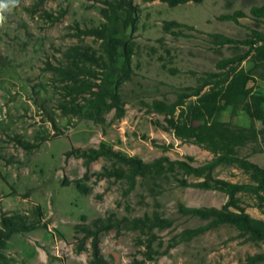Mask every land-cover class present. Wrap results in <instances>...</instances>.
Instances as JSON below:
<instances>
[{"label":"rangeland","instance_id":"obj_1","mask_svg":"<svg viewBox=\"0 0 264 264\" xmlns=\"http://www.w3.org/2000/svg\"><path fill=\"white\" fill-rule=\"evenodd\" d=\"M106 1L18 0L4 12L0 22V217L28 215L31 204H38L49 225L13 234L3 254L11 264H91V239L81 227L109 215L119 220L158 216L171 220L172 225L101 233L98 250L104 264H244L264 253V241H250L229 225L209 229L189 241L180 240L182 231L207 223L180 214V206L221 209L227 202V196L218 190L182 187L178 182L203 179L177 170L155 171L138 177L128 190L124 180L96 176L114 166L105 158L85 167L82 159L67 154L96 149L103 142L146 163L159 157L182 160L193 167L208 162L212 158L209 152L156 127L155 123H164L163 116L149 113L147 105L154 100L173 103L205 73L217 72L218 63L245 54L242 41L253 38L254 31L264 33V21L250 13L251 8L263 6L264 0H204L176 7L158 0H132L139 9L134 29L124 27L121 18L116 35L132 51L130 76L116 89L123 115L117 117L112 109L91 118L90 88L104 72L73 57L71 49L88 48L104 57L100 41L87 31L104 22L100 10ZM228 16H236V20H227ZM165 22L192 30L166 32ZM210 35L234 43L218 45ZM122 55L118 49V70L123 66ZM240 66L252 68L248 58ZM253 77L255 92L264 95V66ZM219 120L232 126L250 124L243 112L230 109ZM254 126L260 129L259 123ZM23 142L34 148L24 150ZM158 145L172 148L164 152ZM238 156L264 168V143L241 148ZM211 176L230 183L250 182L234 165H220ZM78 180L89 189L88 194L76 190L73 182ZM239 198L246 214L264 221L252 196Z\"/></svg>","mask_w":264,"mask_h":264},{"label":"trees","instance_id":"obj_2","mask_svg":"<svg viewBox=\"0 0 264 264\" xmlns=\"http://www.w3.org/2000/svg\"><path fill=\"white\" fill-rule=\"evenodd\" d=\"M168 7H176L186 3L198 4L204 0H158ZM138 7L132 0H108L105 7L100 10L104 22L94 29L87 31V35L100 41L103 56L88 48L71 49V55L81 61L94 64L102 70L103 76L98 84L93 85L92 109L94 115L91 118L101 117L102 114L114 109L116 116L123 115V104L120 101L116 89L130 76L131 48L126 42L116 37L117 25L123 18L124 27L134 29L138 14ZM251 16L256 20L264 21V5L253 7ZM240 14V13H238ZM227 20H236V16L225 17ZM173 28L191 27L177 22H165L163 29L169 32ZM218 45L234 43L231 39L221 35H210ZM251 39L242 41L247 47V52L241 56L226 59L217 64V72L205 73L197 85L189 89L188 93L177 95L173 103L162 100H154L147 105L149 113L163 116V124L154 125L165 132H170L179 141L195 145L212 155V158L199 167H193L182 160H170L167 157H159L151 162H143L136 157H127L112 147L101 142L96 149L86 151L71 150L67 154H73L83 160L87 167L91 162L99 158H105L114 166L97 173L98 178H113L124 180L127 189L135 186L138 177L145 178L155 171L173 173L180 171L185 176H194L203 179L200 182L187 183L179 180V186L198 189L218 190L227 196V202L221 209L215 208H191L180 206L178 212L184 216L196 217L207 221L203 226L187 229L180 233L181 241H189L192 238L220 225H229L246 236L250 241H264V221L250 217L245 213L241 205L239 195H250L256 201L257 208L264 214V168L238 156V150L250 144L264 143V95L255 92V70L264 66V33L254 31ZM122 49L123 66L120 70L115 66L117 62V50ZM249 59L252 68L249 70L240 66L241 62ZM102 60V61H101ZM102 62L103 65H100ZM67 74L72 75L70 72ZM253 85L250 87L249 84ZM94 88L96 91H94ZM108 99V101H106ZM226 109L231 112L241 111L250 120L248 127L232 126L219 120V116ZM259 123L260 129L254 124ZM152 144H156L151 141ZM22 148L26 151L34 148L23 142ZM160 146V145H158ZM164 152L172 148V145H161ZM115 165H118L115 167ZM236 166L248 176L249 183H230L221 179L212 178V171L220 166ZM85 174L83 178H86ZM75 188L82 195L88 194L89 189L80 181H74ZM28 215H13L0 217V264H11L3 251L7 248V242L13 234L27 233L39 228L46 229L49 225L43 218L40 205L31 204ZM232 208L234 211H231ZM172 225V221L161 219L158 216L149 218H135L132 220L117 219L113 215L98 218L91 222V226L83 225L81 232L91 239L92 261L91 264H104L98 250L99 235L103 232L117 229L126 231L154 228L164 229ZM76 230L79 228L75 227ZM264 263V253L255 255L244 264Z\"/></svg>","mask_w":264,"mask_h":264},{"label":"clouds","instance_id":"obj_3","mask_svg":"<svg viewBox=\"0 0 264 264\" xmlns=\"http://www.w3.org/2000/svg\"><path fill=\"white\" fill-rule=\"evenodd\" d=\"M17 3L18 0H0V22L5 19L4 12L15 7Z\"/></svg>","mask_w":264,"mask_h":264}]
</instances>
